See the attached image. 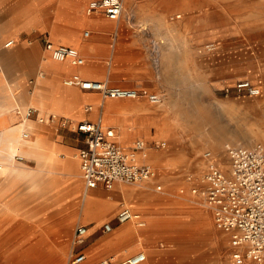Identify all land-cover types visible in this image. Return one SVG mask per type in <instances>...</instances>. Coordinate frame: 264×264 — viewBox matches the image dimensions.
Wrapping results in <instances>:
<instances>
[{
    "label": "crops",
    "instance_id": "crops-1",
    "mask_svg": "<svg viewBox=\"0 0 264 264\" xmlns=\"http://www.w3.org/2000/svg\"><path fill=\"white\" fill-rule=\"evenodd\" d=\"M92 1L0 0V147L5 144L3 128L21 136L17 151L0 153L8 165L0 173V264H64L72 244L61 231L41 229L43 222L56 221L89 226L86 242L76 252L86 256L79 264H97L102 259L118 263L140 251L147 254L143 264H231L226 244L231 236L215 226L212 211L201 201L203 188L196 195L199 200L169 204L194 205L196 213L165 212L168 205L155 211L138 208L158 198H146L149 185L160 184L156 176L173 170L177 157L183 173L191 169L199 173L216 162L222 166L228 162L222 144L208 148L210 144L195 140L183 155L163 152L166 141L155 140L161 135L165 113L161 96L170 99L199 84V76L187 75L184 58L187 51L196 56L200 42L171 39L155 20V15L162 21L168 18L169 0H123L118 20L107 18L102 11L87 14ZM46 42L76 49L85 62L75 65L69 58L56 59ZM171 56H177V62ZM75 75L109 86L136 87L142 96L105 98L100 92L66 84ZM152 93L160 95V102L149 100ZM30 108L40 116L57 119L27 118ZM64 119L70 126L61 125ZM82 120L101 121L113 128L115 141L125 150L144 140L147 156L140 157V162L153 166L152 181L148 185L117 182L112 189L103 185L87 188L80 158L86 139L73 127ZM204 146L214 151L213 161L208 159L210 154L203 156ZM161 179L166 184L172 180L169 185L176 183L172 178ZM123 205L140 211L146 226L135 221L117 223ZM109 221L114 223L113 230L104 232L103 224Z\"/></svg>",
    "mask_w": 264,
    "mask_h": 264
},
{
    "label": "rangeland",
    "instance_id": "rangeland-1",
    "mask_svg": "<svg viewBox=\"0 0 264 264\" xmlns=\"http://www.w3.org/2000/svg\"><path fill=\"white\" fill-rule=\"evenodd\" d=\"M169 1L171 10L168 18L162 21L159 20L160 16L155 15V20L162 23L161 26L171 39L185 38L200 42L196 56L187 51L184 58L187 75L195 74L196 79L199 76L200 80L196 86L187 87L184 94L172 95L170 99L161 96L166 103L165 113L160 123L161 135L155 137V140L166 141L163 152L183 155L185 152L187 154L195 140L210 144L208 148L222 144L226 152L227 146L264 147V0ZM174 59L177 62V56H171V60ZM242 80H250L261 89V94L250 96L238 93L233 87ZM227 88H231L229 92H226ZM250 142H253L252 145H247ZM205 147L202 150L203 156L208 158L207 154H210L208 159L213 161L214 151ZM181 162L177 157L173 170L160 171L156 181L163 184L162 190L149 185L150 191L145 194L146 198L148 195H158V198L152 200L149 206L138 205V208L144 211L142 207H149L150 211H155L168 205L165 212L180 209L196 213L197 206L179 208L169 204L178 200L185 204L199 200L196 196L199 190L193 193V189L204 188V174L214 166L224 171L229 168L228 159L224 166L216 162V165L202 172L196 173L191 169L183 173L179 169ZM161 178H172L176 183L169 185L172 180L166 184ZM141 184L148 185L146 182ZM201 201L204 202V195ZM205 208L204 211H208L211 216V211ZM80 224L61 221L41 224L42 230L61 231L65 240L72 244L69 260L67 258L64 264H69L71 257L83 247L74 245L75 230ZM226 244L231 264H256L252 261L238 263L233 258L237 247L231 237L230 243L228 239Z\"/></svg>",
    "mask_w": 264,
    "mask_h": 264
},
{
    "label": "built area",
    "instance_id": "built-area-1",
    "mask_svg": "<svg viewBox=\"0 0 264 264\" xmlns=\"http://www.w3.org/2000/svg\"><path fill=\"white\" fill-rule=\"evenodd\" d=\"M123 0H94L87 7V14L102 11L111 20H118L123 12ZM89 32H85L88 35ZM13 40L7 42L11 45ZM46 48L52 51L58 60L69 58L75 65H82L85 60L77 50L69 46H54L46 42ZM68 85L80 86L86 90L100 92L110 99H136L142 91L136 87L109 86L106 82L83 79L75 75L65 80ZM238 93L258 96L261 89L250 80H242L233 87ZM231 88H227L229 92ZM151 102L159 101V95L149 94ZM89 107L88 109H90ZM27 118L36 117L40 121H54L55 115L48 118L40 116L38 110L30 108L26 111ZM67 119L61 121L63 127L70 126ZM75 130L85 135L86 147L80 150L81 169L87 188L103 185L112 189L117 182L139 185L155 176V170L149 163L140 162V157L147 156V143L144 140L134 142L131 150H125L115 141V130L105 127L101 121L87 120L73 123ZM24 133V137H28ZM229 168L224 171L218 166L210 168L203 176L204 202L212 211L215 226L230 234L237 250L233 258L238 262L252 261L264 264V147L263 146H227ZM155 188L162 190V184ZM200 188L193 189L197 193ZM115 221L127 223L135 221L138 226L145 227L146 221L142 213L128 205L118 211ZM113 221L105 222L102 230L111 232ZM89 226L80 224L74 234V245L82 246L86 242ZM85 254H75L69 264H79L85 260ZM147 254L140 251L122 262L102 259L97 264H143Z\"/></svg>",
    "mask_w": 264,
    "mask_h": 264
},
{
    "label": "bare ground",
    "instance_id": "bare-ground-1",
    "mask_svg": "<svg viewBox=\"0 0 264 264\" xmlns=\"http://www.w3.org/2000/svg\"><path fill=\"white\" fill-rule=\"evenodd\" d=\"M210 46V45H209ZM213 46V45H212ZM6 48V45L4 46ZM2 49V48H1ZM1 52V51H0ZM9 53V52H8ZM7 54V53H6ZM3 55V54H2ZM1 56V55H0ZM1 62V61H0ZM1 66V65H0ZM4 66V65H3ZM5 68V67H4ZM3 68V69H4ZM17 94V93H16ZM15 94V95H16ZM19 96V95H18ZM17 97V96H16ZM9 99V97H8ZM137 99V98H136ZM19 101V100H18ZM160 102V98L159 101H157L156 103ZM19 104V102H17ZM10 103H7V105ZM21 105V104H20ZM48 118V117H47ZM30 119H27L24 122L29 121ZM3 136H5V138H3L5 144L3 146L0 147V153L1 151H17L19 148V142H21V136L18 137L16 134H12V131L10 132L9 129L7 128H3ZM117 139V137H116ZM253 142H250L247 145H252ZM166 144L164 142H160V146H165ZM8 169V165L6 164V161L4 159H0V173H4L6 172ZM152 180V179H151ZM148 182V181H147ZM163 188V186H162ZM200 192V191H199ZM204 206L205 202H202Z\"/></svg>",
    "mask_w": 264,
    "mask_h": 264
}]
</instances>
